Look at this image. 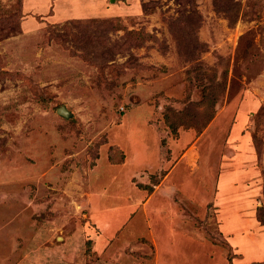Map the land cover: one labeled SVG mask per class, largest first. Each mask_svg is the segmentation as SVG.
Listing matches in <instances>:
<instances>
[{"label": "rangeland", "instance_id": "rangeland-1", "mask_svg": "<svg viewBox=\"0 0 264 264\" xmlns=\"http://www.w3.org/2000/svg\"><path fill=\"white\" fill-rule=\"evenodd\" d=\"M0 264H264V0H0Z\"/></svg>", "mask_w": 264, "mask_h": 264}, {"label": "water", "instance_id": "water-1", "mask_svg": "<svg viewBox=\"0 0 264 264\" xmlns=\"http://www.w3.org/2000/svg\"><path fill=\"white\" fill-rule=\"evenodd\" d=\"M115 0H111L112 3H114ZM58 113L59 115L63 116V117H69L70 116V113L69 111H67V109L65 107H61L59 110H58Z\"/></svg>", "mask_w": 264, "mask_h": 264}, {"label": "trees", "instance_id": "trees-1", "mask_svg": "<svg viewBox=\"0 0 264 264\" xmlns=\"http://www.w3.org/2000/svg\"><path fill=\"white\" fill-rule=\"evenodd\" d=\"M125 15L120 14L119 12H117L116 14H114L113 16H109V18H121L124 17ZM64 27V26H63Z\"/></svg>", "mask_w": 264, "mask_h": 264}, {"label": "crops", "instance_id": "crops-1", "mask_svg": "<svg viewBox=\"0 0 264 264\" xmlns=\"http://www.w3.org/2000/svg\"><path fill=\"white\" fill-rule=\"evenodd\" d=\"M110 3H112L111 0H110ZM92 7H95V4H94V6H92ZM89 10H91V9H89ZM89 10H86L84 13L89 12ZM81 15H82V14H81Z\"/></svg>", "mask_w": 264, "mask_h": 264}]
</instances>
